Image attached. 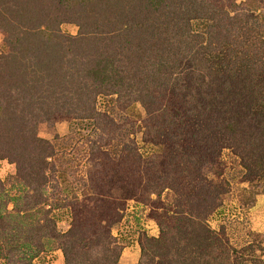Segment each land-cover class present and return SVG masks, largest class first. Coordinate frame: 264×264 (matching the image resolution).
<instances>
[{"label": "trees", "instance_id": "trees-1", "mask_svg": "<svg viewBox=\"0 0 264 264\" xmlns=\"http://www.w3.org/2000/svg\"><path fill=\"white\" fill-rule=\"evenodd\" d=\"M67 22L78 27L76 34L61 30ZM0 29V159L14 163L22 195L46 200L50 182L67 180L56 144L37 134L38 124L56 113L71 115V139L76 126L85 125L91 148L108 139L133 150L129 128L99 109V98L113 96L149 113L160 110L168 128L162 134L169 140V163L151 175L146 194L167 187L177 164L200 171L224 148L239 158L248 178L264 179V0L227 6L215 0H0ZM167 94L173 112L163 105ZM196 189L173 187L178 205L188 209L180 211L172 234L145 238L138 264H219L217 241L194 213L209 209L216 194L200 182ZM3 191L0 181L6 264H34L37 251L57 248L63 264L118 263L124 246L119 236L100 230L87 244L78 228L56 231L47 211L9 212ZM31 206L14 207L25 212ZM20 221L31 234L21 233Z\"/></svg>", "mask_w": 264, "mask_h": 264}, {"label": "rangeland", "instance_id": "rangeland-1", "mask_svg": "<svg viewBox=\"0 0 264 264\" xmlns=\"http://www.w3.org/2000/svg\"><path fill=\"white\" fill-rule=\"evenodd\" d=\"M232 1L215 0V3L227 6ZM77 29L74 23L61 25V30L67 34L74 35ZM4 37L0 29V51ZM166 96L163 105L173 112L174 105L169 107L165 101L171 99L170 95ZM115 97L99 98V109L111 114L118 125L129 128L133 150L127 151L108 139L91 148L85 139L90 128L85 125L76 126L71 139V115L56 113L51 122L38 124L37 134L56 144L57 159L68 170L64 177L67 180L57 184L50 182L53 189L45 192L46 200L31 193L25 196L23 186L15 178L14 163L0 159L3 198L9 199L6 209L28 216L47 211L56 231L65 233L78 228L80 234L86 235L87 244L100 230H109L119 236L124 245L117 264H138L140 245L145 238L172 234L180 211L188 209L178 205L179 193L173 187H179V192L194 194L200 182L216 194L209 209L194 210V213L205 218L212 238L217 241L219 264H264V179L248 178L239 158L224 148L210 157L200 171L181 170V165L177 164L173 176L176 186H170L174 179L167 180V187L162 191L146 194L145 184L152 181L151 175L169 163V140L162 134L168 128L161 122L160 110L154 108L149 113L140 103L127 105ZM183 123L177 124L181 131L186 129ZM182 144L187 145V141ZM53 157L56 156L48 158L49 163L53 162ZM195 177L199 179L197 183ZM26 203L32 205L26 213L14 207L23 209ZM20 223L21 233L31 234L27 226ZM42 241L53 244V240L42 238ZM32 245L35 250L34 243ZM56 250L63 264L59 248L39 250L31 260L34 264H55ZM0 264H6L2 255Z\"/></svg>", "mask_w": 264, "mask_h": 264}, {"label": "crops", "instance_id": "crops-1", "mask_svg": "<svg viewBox=\"0 0 264 264\" xmlns=\"http://www.w3.org/2000/svg\"><path fill=\"white\" fill-rule=\"evenodd\" d=\"M256 206V205H255ZM57 256L55 258V264H62V257H61V254L56 250L55 251ZM51 264H54L53 262Z\"/></svg>", "mask_w": 264, "mask_h": 264}]
</instances>
